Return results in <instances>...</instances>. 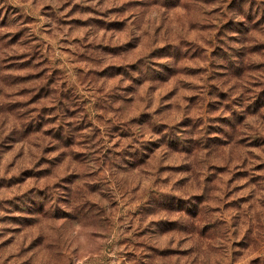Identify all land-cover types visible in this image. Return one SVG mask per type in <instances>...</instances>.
Wrapping results in <instances>:
<instances>
[{
	"label": "rangeland",
	"instance_id": "374dc122",
	"mask_svg": "<svg viewBox=\"0 0 264 264\" xmlns=\"http://www.w3.org/2000/svg\"><path fill=\"white\" fill-rule=\"evenodd\" d=\"M0 264H264V0H0Z\"/></svg>",
	"mask_w": 264,
	"mask_h": 264
},
{
	"label": "trees",
	"instance_id": "16d2710c",
	"mask_svg": "<svg viewBox=\"0 0 264 264\" xmlns=\"http://www.w3.org/2000/svg\"><path fill=\"white\" fill-rule=\"evenodd\" d=\"M238 15H243V10L239 9V12L237 13ZM218 86H224V83H220ZM194 170V169H193ZM179 210V209H178Z\"/></svg>",
	"mask_w": 264,
	"mask_h": 264
}]
</instances>
